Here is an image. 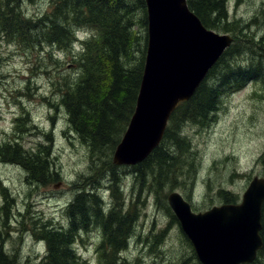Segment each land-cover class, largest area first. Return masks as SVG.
<instances>
[{"label":"rangeland","instance_id":"obj_1","mask_svg":"<svg viewBox=\"0 0 264 264\" xmlns=\"http://www.w3.org/2000/svg\"><path fill=\"white\" fill-rule=\"evenodd\" d=\"M51 1L24 0L18 10L26 18H43L50 11ZM225 5V21L236 27L237 43L231 47L233 55L226 56L221 73L230 74L237 68L251 71L257 61L264 60V0H226ZM77 33L79 39L68 53L48 45L37 50L20 47L0 35V210L4 204H9L12 216L7 220L10 228H1L4 255L14 264H41L47 247L35 235L36 228L50 223L55 230H64L71 224L67 209L75 197L95 193L107 213L125 214L131 209L136 216L131 242L121 254L128 262L187 264L185 254L190 253L191 246L183 244L185 237L180 225L171 222L160 202L148 191V182L144 183L134 171L123 167L116 187L112 177L102 176L100 172L108 170L107 162L103 164L105 158L101 157V162L93 160L88 147L68 126V112L61 104L62 94L59 89L55 90L54 83L59 85L58 79L64 78L78 80L80 76L72 63L82 54L81 42L90 33ZM245 42L250 43V48L244 47ZM250 51L255 60H251ZM205 122L208 123L206 128H200L202 124L195 122H184L180 130L181 135L189 137L187 142L188 139L192 142L188 145L196 153L198 171L195 178L187 176L193 183L191 192L175 191L193 205L195 212L221 205L217 199L220 189L234 192L242 201L250 181L264 176L263 77L249 79L237 90L225 89L218 112L209 115ZM48 134L51 143L46 138ZM13 143L21 145L24 151L35 150L37 146L43 149L44 144H50L51 169L53 173L57 170L59 179L47 184L37 183L39 181L13 160V149L9 147ZM168 147L174 157L180 159L177 152ZM183 159L194 160L192 152ZM2 188L6 189V194ZM90 208L95 210L96 203ZM93 221V226L87 223L85 231L75 237L73 248L77 264H102L103 226L97 224L94 217ZM157 237L161 239L154 248L157 253L149 252V245L156 244ZM261 252L255 264H264ZM194 254L197 258L195 250Z\"/></svg>","mask_w":264,"mask_h":264},{"label":"trees","instance_id":"obj_2","mask_svg":"<svg viewBox=\"0 0 264 264\" xmlns=\"http://www.w3.org/2000/svg\"><path fill=\"white\" fill-rule=\"evenodd\" d=\"M187 1L190 10L206 28L229 33L235 38L233 46L237 43L234 35L236 27L225 21L226 0ZM23 2L24 0H0V35L4 37L3 40L35 50L48 45L51 49L68 53L79 39L77 32L90 33L81 42L82 54L79 53L80 57L71 62L79 71L78 80L58 79L59 85H54L57 86L55 90L61 91V104L65 105L62 104L68 112L71 131L88 147L93 160L101 162V157L105 158L103 164L107 162L108 170L102 169L100 172L102 176L112 177L117 187L121 168L113 164V155L134 114L146 61L148 15L145 0H52L49 13L39 19L26 18L18 10ZM231 50L232 48L209 71L191 100L181 104L173 113L159 147L143 163L131 169L144 183L148 182V191L160 202V207H163L175 225H178V221L168 206L167 196L169 192L179 189L191 192L193 183L189 182L190 179L187 180V176L195 178L198 171L196 153L188 145L192 143L190 139L187 142L186 138L189 137L181 135V124L191 121L202 124L200 128H206L208 123L205 120L218 112L225 89L237 90L245 81L254 77H263L264 80V60L257 61L248 72L237 68L230 71V74L221 73L226 56L229 58L233 55ZM250 55L251 60L256 59L251 51ZM46 138L51 143L49 134ZM168 146L177 152L180 159L174 157ZM9 147L13 149V160L24 167L30 177L39 181L37 183L47 184L59 179L57 170L53 173L51 169L50 144H44L43 149H38L37 146V149L29 151H24L16 143ZM188 152H192L194 160L183 159ZM208 189H212L211 184ZM2 190L6 194V189ZM100 199L95 193L91 196L83 193L75 197L67 209L71 224L64 227V230H55L50 223L36 228L35 235L47 247V254L41 264H77L78 258L73 248L75 237L85 231L84 228L94 216L98 218L97 224L102 223L106 233L100 247L102 264H139L138 260L130 263L121 256L133 234L135 214L130 209L125 214L118 211L105 216L104 207L99 204ZM217 199L220 204H236L240 201L238 195L225 189L217 192ZM93 203H96L95 210L90 208ZM0 211V264H14V261L4 255L2 248L4 232L1 228H10L7 220L12 217L9 204H4ZM262 225L261 236L264 240V204ZM156 239V244L149 245V252L157 253L154 248L161 239ZM183 244L191 246L186 237ZM186 256L187 264H200L192 246Z\"/></svg>","mask_w":264,"mask_h":264},{"label":"water","instance_id":"obj_3","mask_svg":"<svg viewBox=\"0 0 264 264\" xmlns=\"http://www.w3.org/2000/svg\"><path fill=\"white\" fill-rule=\"evenodd\" d=\"M148 46L129 126L113 155L116 166L143 163L161 144L179 104L195 94L234 39L207 29L187 0H145ZM201 264H252L264 248L261 236L264 178L255 177L237 204L194 212L179 192L168 195Z\"/></svg>","mask_w":264,"mask_h":264},{"label":"bare ground","instance_id":"obj_4","mask_svg":"<svg viewBox=\"0 0 264 264\" xmlns=\"http://www.w3.org/2000/svg\"><path fill=\"white\" fill-rule=\"evenodd\" d=\"M248 26H249V25H248ZM249 44H250V43H249ZM249 44L245 42V43H244V47L248 46ZM249 46H250V45H249ZM254 49H255V48H254ZM244 57H245V55H244ZM241 58H242V57H241ZM243 59H244V58H243ZM247 59H249V57H248ZM247 62H248V61H247ZM245 63H246V62H245ZM241 64H242V62H241ZM113 184H114V183H113ZM121 188H122V186H121ZM129 194H130V193H129ZM129 194H128V195H129ZM130 196H131V194H130ZM130 196H129V197H130ZM125 197H126V196H125ZM129 201H130V199H129ZM102 204H103V203H102ZM163 214H164V213H163ZM165 215H166V214H165ZM130 236H131V235H130Z\"/></svg>","mask_w":264,"mask_h":264},{"label":"flooded vegetation","instance_id":"obj_5","mask_svg":"<svg viewBox=\"0 0 264 264\" xmlns=\"http://www.w3.org/2000/svg\"><path fill=\"white\" fill-rule=\"evenodd\" d=\"M131 242V236H130V238H129V241H128V243H130Z\"/></svg>","mask_w":264,"mask_h":264}]
</instances>
